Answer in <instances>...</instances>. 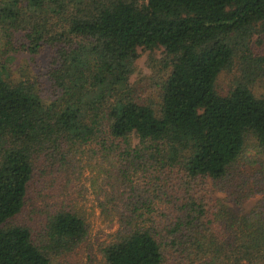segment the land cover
<instances>
[{
  "label": "trees",
  "instance_id": "16d2710c",
  "mask_svg": "<svg viewBox=\"0 0 264 264\" xmlns=\"http://www.w3.org/2000/svg\"><path fill=\"white\" fill-rule=\"evenodd\" d=\"M0 36V264H75L61 256L87 236L78 209L57 203L38 231L13 218L31 182H50L79 152L110 173L103 264H199L219 247L262 264L264 97L253 83L264 56L250 43L264 40V0H7ZM44 46L46 101L36 74L14 78L4 63ZM138 49L157 61L156 101L131 90ZM222 71H233L223 93ZM210 186L235 202L260 196L235 216Z\"/></svg>",
  "mask_w": 264,
  "mask_h": 264
},
{
  "label": "rangeland",
  "instance_id": "374dc122",
  "mask_svg": "<svg viewBox=\"0 0 264 264\" xmlns=\"http://www.w3.org/2000/svg\"><path fill=\"white\" fill-rule=\"evenodd\" d=\"M6 1L0 0V5H3ZM16 35L18 39L14 43L21 41L18 33H15L14 36ZM255 38L256 36H253L250 43L254 54L260 53L264 56V40L263 42H257ZM3 48V39L0 36V52ZM138 50L140 51V55L136 58L135 68L129 75L131 90L139 101H156V90L149 87L148 77L152 70L151 65L157 61L151 60V63L146 64L147 51ZM49 52L47 46L42 47L37 53L33 54L17 48L12 54L13 58L7 59L4 62L6 68L8 67L7 71H10V75L14 78L27 76L32 79L36 74L38 77L36 92L45 101L54 97L45 74L41 73V70L39 71L46 61V56ZM154 55L158 58L160 52L155 50ZM234 72L237 73L235 70ZM232 78L233 71L220 72L215 85L218 92H225ZM253 91L264 97V72L254 81ZM87 157L83 152L76 153L75 158H73V165L67 167L62 173L55 175L50 182H44L42 179L32 181L24 205L20 212L14 216L13 221L25 223L31 226L33 231H38L46 214L57 203L60 202L71 208L78 209L88 222L87 236L77 247L70 252L64 253L61 257L67 258L75 264H103L98 247L101 242L106 241L110 237L116 226L114 222L115 211L108 209V212H106L100 206V202L105 203L108 207L113 203V199L107 201L104 196L105 191L108 193L107 197L111 195V189L106 183L110 173L104 170L106 166H99L97 164L96 157L95 159ZM77 158L79 161L75 160ZM86 163H90L92 166L89 167ZM98 167L101 168L98 169ZM246 168H241L243 175L247 173ZM210 188L212 194L221 202L222 207L235 216H239L241 213L252 208L260 196L259 193H254L243 198L240 202H235L226 196L224 191L215 190L211 186ZM210 211L212 212V209ZM223 249L219 247L215 253V249L212 248L210 252L202 256L205 262L199 264H237L234 262L232 255L229 254L231 252ZM57 257L59 258V255ZM255 260L259 261L260 257H256ZM256 261L253 262L255 263ZM195 262L193 260L189 264H195ZM238 262L241 264L249 263L244 257ZM261 263L264 264V261L261 260Z\"/></svg>",
  "mask_w": 264,
  "mask_h": 264
}]
</instances>
